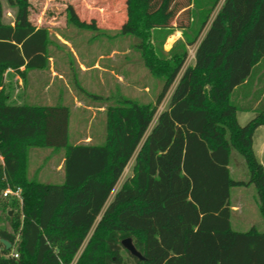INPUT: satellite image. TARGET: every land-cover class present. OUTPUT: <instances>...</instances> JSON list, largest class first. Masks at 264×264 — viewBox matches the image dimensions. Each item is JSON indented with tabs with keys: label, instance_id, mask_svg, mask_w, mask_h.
I'll return each instance as SVG.
<instances>
[{
	"label": "trees",
	"instance_id": "1",
	"mask_svg": "<svg viewBox=\"0 0 264 264\" xmlns=\"http://www.w3.org/2000/svg\"><path fill=\"white\" fill-rule=\"evenodd\" d=\"M5 1L15 17L4 22L0 0V88L5 72L44 70L51 55L48 29L29 18L30 0ZM220 1L123 0L118 31L139 40L135 51L162 88L151 103L88 94L105 108L95 143H70L68 105L12 103L0 89V209L13 211L10 230L0 226V264H73L85 243L75 264H264V229L233 230L230 204L234 187L254 185L264 219V168L253 150L264 108L242 126L245 108L233 100L264 68V0H223L195 64L182 72ZM67 11L68 23L99 29ZM176 30L183 39L167 52ZM39 148L63 154L61 184L28 175L29 152ZM233 152L248 181L232 178ZM134 156L132 175L110 201ZM8 187L21 189L20 199L4 198ZM127 238L144 260L123 248Z\"/></svg>",
	"mask_w": 264,
	"mask_h": 264
},
{
	"label": "rangeland",
	"instance_id": "2",
	"mask_svg": "<svg viewBox=\"0 0 264 264\" xmlns=\"http://www.w3.org/2000/svg\"><path fill=\"white\" fill-rule=\"evenodd\" d=\"M2 3L4 22L11 24L14 21L15 10L11 9L5 0H2ZM85 3L96 4L98 7L104 6V11L102 10L104 23H102L101 12L95 11L96 13L94 12L93 15L94 23L99 25L97 30L83 29L68 23L67 9L70 6L80 14L82 19L86 18L88 11L85 9ZM122 3L123 0H30L29 18L34 26L44 27L51 31L49 52L55 56L54 58H57L54 60V66L61 70L60 75L66 81L60 80L58 77H55L53 81L50 67L40 71H28L23 76L20 73L7 71L3 75L4 85L0 89L4 88L7 93L9 92L12 103H40L42 105L61 103L68 105L70 109V143H95V139H100L104 133L105 108H98L100 99L96 100L88 94L100 95L102 99L108 98L110 102L123 96L142 103H151L155 101L156 95L162 88V82L149 74L143 66L141 57L135 51L134 45L138 44L139 40L133 37H125L118 31V25L123 21ZM222 3L223 0L220 1L197 44L188 47V58L182 72L186 67L195 64V54L199 43L205 36ZM86 20L89 21L88 18ZM57 35L64 42L58 41ZM174 42L175 38L168 40L164 45V50H169ZM113 51L124 52L125 54L114 55L109 59L101 60V62L107 64L109 68L115 69L116 72L119 71L122 75V83L110 73L101 76L104 84L101 82L98 84L95 81L97 76L94 74H80L78 62L92 63L97 61L102 53L112 54ZM74 52L78 57V62L74 57ZM68 72L71 75H68ZM73 74L75 75L73 76ZM73 81L74 83H72ZM51 82L53 85L46 90L41 88L43 87L42 84L46 86ZM174 86L160 106L153 125L156 123L159 113L167 109ZM135 158L136 156L132 158L125 169L110 201L124 181L132 175ZM1 162L2 159L0 158ZM62 163V153H55L50 149L32 150L28 156V175L31 178L37 176L43 182L50 181L54 184H61L64 178L61 169ZM230 170L234 180L248 181L247 166L242 156L237 152L232 153ZM255 196L254 185L232 190L231 202L235 203L239 200L242 207V211L232 217L234 230L245 232L254 227L260 230L264 229V219L259 210L253 207ZM8 212L13 214L10 206L0 209V226L10 230V224L6 220ZM85 246L86 243L73 264L79 259Z\"/></svg>",
	"mask_w": 264,
	"mask_h": 264
},
{
	"label": "crops",
	"instance_id": "3",
	"mask_svg": "<svg viewBox=\"0 0 264 264\" xmlns=\"http://www.w3.org/2000/svg\"><path fill=\"white\" fill-rule=\"evenodd\" d=\"M85 9H86V11H88L86 18H84L85 20L87 18L89 20H92L94 12L98 11V12H101L100 15H101L102 23H104L103 16H102V14H104V12H102V10L104 11V6H99L98 7V6H96V4L91 5L90 3H85ZM37 28H40V27H37ZM48 31H49V33L51 35V31L50 30H48ZM57 37H58V41L64 42V40H62V38H60L58 35H57ZM171 38H175V42L174 43H176L178 40L183 39L182 32L179 31V30L174 31V33L172 35H170L169 38L167 39V42ZM173 44L171 45L170 49L172 48ZM169 50H166V51L168 52ZM73 54H74L75 59L78 62V57H77L76 53L74 52ZM109 54L110 53H107V54H103L102 53L97 58V61L95 60L92 63L83 64L81 62H78L79 69L81 70L80 74H83V75L84 74L85 75L86 74L87 75L94 74V75H96L97 76V78H96L97 80L95 79V81L99 84V82L103 83L102 77L105 74L107 75V73H110L120 83H122L121 82V77H122L121 73H119V71L116 72L115 69L109 68V66L107 64H105V63L103 64V62H101V60L109 59V57H113L114 55H120V54L124 55L125 53L124 52H119V51H113L112 54H110V55ZM54 57L55 56L53 54L50 55V57H49V65H48V67H50L52 80L54 81L55 77H58V79H60V80L62 79L64 81H66L65 79L62 78V75H60V71L61 70L54 66L55 65L54 64V60L57 59V58H54ZM56 66L58 67L57 64H56ZM69 73L70 72H68L67 74L71 75ZM263 73H264V68L259 69L257 74H256V77L254 78L252 83L251 82L246 83L242 87L238 88L233 94V100L235 101V103L238 106L245 108V110H240L238 112V116H237L238 122L242 126L245 125L247 122H249L251 119H253L258 114L260 109L264 108V88H263L264 87V81H261V78H260ZM74 75L75 74H73V76ZM74 81L72 83H74ZM52 82L50 84H46V86H44V84H42L43 87H41V88L46 90L47 88H49L50 86L53 85ZM253 150H254V154H255L258 162L264 168V124L261 125L260 127H258L256 129L254 135H253ZM229 169H230V166H229ZM249 186H251V185H249ZM249 186L234 187L233 189H237V188L242 189V188H246V187H249ZM232 190H231V196H232ZM230 204H231V210H232V216H231V225H232V217L236 213L241 212L242 211V207H241V204H240L239 200H237L235 203H232L231 199H230ZM253 205H254L253 207L255 209L257 208L259 210V206H258V202H257L256 196H255ZM232 228H233V226H232Z\"/></svg>",
	"mask_w": 264,
	"mask_h": 264
},
{
	"label": "water",
	"instance_id": "4",
	"mask_svg": "<svg viewBox=\"0 0 264 264\" xmlns=\"http://www.w3.org/2000/svg\"><path fill=\"white\" fill-rule=\"evenodd\" d=\"M1 243L4 244L6 246V249H10L11 244L5 240H1ZM122 246L123 248L129 252L132 256L140 259V260H144L143 256L141 255V253L136 249L133 240L131 238H127L124 239L122 241Z\"/></svg>",
	"mask_w": 264,
	"mask_h": 264
},
{
	"label": "built area",
	"instance_id": "5",
	"mask_svg": "<svg viewBox=\"0 0 264 264\" xmlns=\"http://www.w3.org/2000/svg\"><path fill=\"white\" fill-rule=\"evenodd\" d=\"M20 194H21V189H12L8 187L4 192H3V197L8 198L9 196H14L20 199ZM16 256V255H15ZM17 257V256H16Z\"/></svg>",
	"mask_w": 264,
	"mask_h": 264
}]
</instances>
